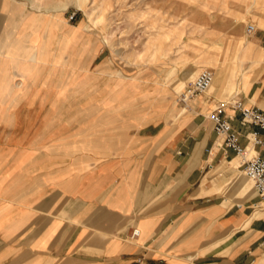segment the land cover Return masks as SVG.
Returning a JSON list of instances; mask_svg holds the SVG:
<instances>
[{
	"label": "crops",
	"instance_id": "0c3cea01",
	"mask_svg": "<svg viewBox=\"0 0 264 264\" xmlns=\"http://www.w3.org/2000/svg\"><path fill=\"white\" fill-rule=\"evenodd\" d=\"M251 39L264 50V30ZM228 87L174 123L71 117L82 125L0 130V264H264V201L205 113L222 103L246 145L251 128L232 104L264 108V70L221 99Z\"/></svg>",
	"mask_w": 264,
	"mask_h": 264
},
{
	"label": "rangeland",
	"instance_id": "374dc122",
	"mask_svg": "<svg viewBox=\"0 0 264 264\" xmlns=\"http://www.w3.org/2000/svg\"><path fill=\"white\" fill-rule=\"evenodd\" d=\"M10 1L23 12L16 4L0 11V130H65L96 116L174 123L264 70V50L251 42L264 30V0ZM204 68L211 85L183 100ZM236 173L258 196L241 167Z\"/></svg>",
	"mask_w": 264,
	"mask_h": 264
},
{
	"label": "built area",
	"instance_id": "2783aa9c",
	"mask_svg": "<svg viewBox=\"0 0 264 264\" xmlns=\"http://www.w3.org/2000/svg\"><path fill=\"white\" fill-rule=\"evenodd\" d=\"M251 33L255 30L249 24L246 28ZM213 81V72L207 68L201 69L194 80L182 93L183 100L194 98L205 92ZM233 109L239 112L241 124L251 128L247 133V144L243 145L240 141V133L236 131L224 114L223 104L214 106L208 113V119L212 122L213 131L217 136L222 137L224 149L231 150L240 159V167L245 176L252 181L253 187L264 201V157L257 154L256 148L264 151V108L245 106L239 100L232 104ZM254 150V154H248V147ZM138 229H133L132 236L138 235Z\"/></svg>",
	"mask_w": 264,
	"mask_h": 264
},
{
	"label": "bare ground",
	"instance_id": "6f19581e",
	"mask_svg": "<svg viewBox=\"0 0 264 264\" xmlns=\"http://www.w3.org/2000/svg\"><path fill=\"white\" fill-rule=\"evenodd\" d=\"M249 147H250V146H249ZM249 147H248V148H249ZM248 154H249V153H248Z\"/></svg>",
	"mask_w": 264,
	"mask_h": 264
}]
</instances>
